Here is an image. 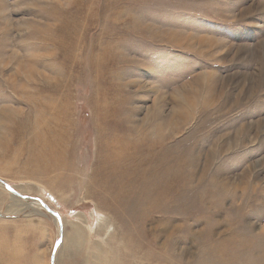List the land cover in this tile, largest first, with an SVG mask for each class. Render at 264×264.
I'll return each mask as SVG.
<instances>
[{
  "label": "rangeland",
  "instance_id": "rangeland-1",
  "mask_svg": "<svg viewBox=\"0 0 264 264\" xmlns=\"http://www.w3.org/2000/svg\"><path fill=\"white\" fill-rule=\"evenodd\" d=\"M0 180V264H264V0H0Z\"/></svg>",
  "mask_w": 264,
  "mask_h": 264
},
{
  "label": "water",
  "instance_id": "water-1",
  "mask_svg": "<svg viewBox=\"0 0 264 264\" xmlns=\"http://www.w3.org/2000/svg\"><path fill=\"white\" fill-rule=\"evenodd\" d=\"M0 183H1L2 185H5L6 188H7V189L13 194V196H15L16 198H19V199H22V200H27V199H28L27 197L22 196V195H20L18 192L12 190V189H11L9 186H7L4 182L0 181ZM37 201H38V200H37ZM39 201H40V200H39ZM39 201H38V202H39ZM39 203H41V202H39ZM45 209H46L48 212H50L51 214L55 215L57 218L59 217L57 214H55V213L52 212L51 210L47 209L46 207H45ZM59 219H60V218H59ZM60 234H61V233H60ZM60 236H61V235H60ZM57 246H58V242H56V244H55V246H54V251L56 250ZM54 251H53V254H54ZM51 263H53V256H52V259H51Z\"/></svg>",
  "mask_w": 264,
  "mask_h": 264
},
{
  "label": "bare ground",
  "instance_id": "bare-ground-1",
  "mask_svg": "<svg viewBox=\"0 0 264 264\" xmlns=\"http://www.w3.org/2000/svg\"><path fill=\"white\" fill-rule=\"evenodd\" d=\"M45 105V104H44ZM43 106V105H42ZM49 108V107H48ZM47 109V108H46ZM51 111H52V109H50ZM48 111V110H47ZM54 112V111H53ZM52 112V113H53ZM44 113V112H43ZM44 115H46V114H44ZM46 145V147H48L51 151H55L56 150V147L55 146H53V145H50V144H47V143H44L43 144V147ZM48 150V149H47ZM0 181H2V180H0ZM21 195V194H20ZM13 196V195H12ZM15 197V196H14ZM16 198V197H15ZM39 205H41V203L39 204ZM24 208V207H23ZM10 212H12V211H10Z\"/></svg>",
  "mask_w": 264,
  "mask_h": 264
}]
</instances>
